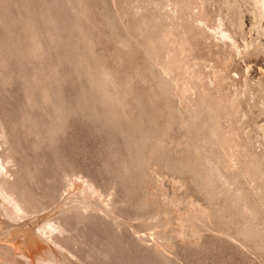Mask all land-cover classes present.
Wrapping results in <instances>:
<instances>
[{"label":"rangeland","instance_id":"1","mask_svg":"<svg viewBox=\"0 0 264 264\" xmlns=\"http://www.w3.org/2000/svg\"><path fill=\"white\" fill-rule=\"evenodd\" d=\"M257 3L0 0L1 264H264Z\"/></svg>","mask_w":264,"mask_h":264},{"label":"bare ground","instance_id":"2","mask_svg":"<svg viewBox=\"0 0 264 264\" xmlns=\"http://www.w3.org/2000/svg\"><path fill=\"white\" fill-rule=\"evenodd\" d=\"M256 1V5H258L259 6V8H260V12H259V14H261L260 16H264V0H255ZM259 16V17H260ZM262 18H264V17H262ZM262 18H260V20H262ZM221 32H224V31H221ZM223 34V33H222ZM225 34V33H224ZM224 36H226V35H224ZM0 169H1V167H0ZM0 204L2 205L0 208H1V210L2 209H4L5 211V213L7 212L8 214H9V216H10V219L11 218H13L14 220L15 219H21V218H23L24 216H25V214L26 213H28L27 212V210H25V208L19 203V202H17V201H15V199L14 198H12L11 196H10V193L9 192H7V191H5V189H4V187L2 186V185H0ZM0 210V211H1ZM3 211V210H2ZM4 212H2V213H4ZM31 214L34 212L33 210L32 211H29ZM1 213V212H0ZM7 213H6V215H7ZM8 215H7V217H9ZM16 221V220H15ZM2 222V221H1ZM5 222V221H4ZM3 222V223H4ZM9 224V222H7L6 221V224ZM25 223V222H24ZM26 225L28 224V223H25ZM25 224H20L19 226H18V228H16V229H14V230H10V228L8 229H4V231H1L0 232V235H2V236H4V239L5 238H7V234H9V236L11 237V240L13 239V240H16L17 239V237H19V234L20 235H25L26 236V239H25V243H32V242H34V241H36L37 240V238L39 239L40 238V236H41V234H43L44 235V233L46 234V232H47V229H45V228H39V229H35L34 230V228H27V226H24ZM30 224V223H29ZM11 225V224H10ZM51 225V224H50ZM50 225H48V226H50ZM47 226V227H48ZM52 226V225H51ZM6 227H7V225H6ZM26 227V228H25ZM34 227V226H33ZM36 227V226H35ZM55 227V226H54ZM4 228H5V225H4ZM37 228V227H36ZM51 228H53V227H50V228H48V230L50 231L51 230ZM58 229V228H57ZM54 230H55V228H54ZM52 231H53V229H52ZM42 238V237H41ZM40 238V239H41ZM44 239V238H43ZM5 240H7V239H5ZM23 241V240H22ZM9 242H11V241H9ZM15 242V241H14ZM47 242V241H46ZM1 243V242H0ZM37 244V243H36ZM3 246V245H2ZM18 246V248H19V250L21 249V251H22V249H23V244L22 243H18V244H16V247ZM2 248V247H1ZM1 248H0V255H1V252H2V250H1ZM13 250H15L16 249V252H17V248H13V247H11ZM6 249V248H5ZM7 250V249H6ZM12 250V251H13ZM59 251V250H58ZM26 252V251H25ZM24 251H22V252H19V254L18 255H16L15 254V251H14V256H13V259L15 260L16 259V256H20L21 258H24V259H28V256L26 255V253H25ZM7 253V252H6ZM3 254V253H2ZM36 254V253H35ZM12 255V254H11ZM16 255V256H15ZM30 255V254H29ZM34 255V254H33ZM2 256V255H1ZM8 256V255H7ZM6 256V257H7ZM35 256V255H34ZM2 257H4V256H2ZM10 257V256H9ZM31 257V256H30ZM56 259V258H55ZM55 259H44V258H38V262L40 263V264H51L52 262H54V260ZM11 260V259H10ZM58 261V260H57ZM8 262V261H7ZM2 263V261H0V264ZM55 263V262H54ZM67 264H73V262H70V263H67Z\"/></svg>","mask_w":264,"mask_h":264}]
</instances>
